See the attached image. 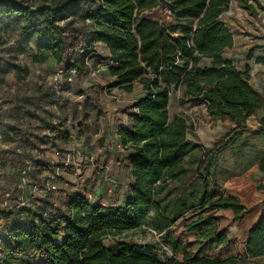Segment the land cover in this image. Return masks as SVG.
<instances>
[{"label":"trees","instance_id":"1","mask_svg":"<svg viewBox=\"0 0 264 264\" xmlns=\"http://www.w3.org/2000/svg\"><path fill=\"white\" fill-rule=\"evenodd\" d=\"M79 1L0 0V17L21 21L20 33L30 45L17 47L18 54L34 64L52 59L61 66L62 78L51 83L53 88L72 75H84L90 59L102 56L98 43L108 50L100 58L108 68L107 89L130 92L141 85L144 96L116 130L131 181L119 204L102 205L80 191L65 190L59 202L49 193L31 196L28 203L34 205L26 208L23 219L13 210L0 211L6 223L0 232V264H248L263 257L264 154L225 187L216 181L219 154L245 147V135L264 137L263 94L249 83L247 68L238 70L222 55L233 44L220 20L230 0H89L79 12L83 27L76 29L63 16ZM235 1L250 13L255 12L250 1L262 8L256 0ZM256 62L264 65V58ZM9 66L19 81L29 74L27 65ZM172 87L183 89L179 102L203 104L210 120L231 124L214 148L187 138L183 114L168 120ZM22 90L7 102H37ZM259 111L263 114L257 124L249 126L248 118ZM53 137L62 141L67 136L57 132ZM42 151L38 148L37 155ZM37 164L42 169L63 167L41 157ZM145 223L162 232L163 250L123 240L103 243L107 234ZM230 226L242 229L243 236L230 237Z\"/></svg>","mask_w":264,"mask_h":264},{"label":"crops","instance_id":"2","mask_svg":"<svg viewBox=\"0 0 264 264\" xmlns=\"http://www.w3.org/2000/svg\"><path fill=\"white\" fill-rule=\"evenodd\" d=\"M250 3L255 8V3L251 1ZM231 6L242 7L235 0H230L227 10L220 16V20L228 29L229 27L223 19ZM252 25L250 24L248 27L255 30ZM229 31L231 32L230 29ZM232 37L233 44L230 48L223 50V57L229 59L238 70L247 68L250 74L249 83L264 96V84H260L254 76L258 71L264 75V65L256 62V58H264V50L256 49L250 59L243 58V61H238L242 60L240 58L241 49L245 50L252 45L262 47L264 43L246 37L237 39L233 34ZM96 49L98 54L102 56H99L97 61L95 57L90 59L86 73L80 76H70V81L62 84L59 88H53L51 83L44 84L40 81L36 84L29 83L27 90L22 87L23 90L20 94L27 92L35 95L37 97L35 104L12 103L0 98V211H11L8 203L16 205L17 203L29 202L33 194L25 184L24 173L35 172L39 174L37 181L40 182V185L37 187L42 192L40 196L51 191L54 183L66 185L68 181L66 175H68L69 170L64 160L71 149L74 151L73 155L78 158L82 157L90 163L93 161L100 162L102 164L101 175L105 174L108 168H111L114 175L112 177L103 176V180L108 182L98 187L95 196L78 189L77 191L82 192L87 197L89 196L92 201L98 200L102 205L119 204L125 198L127 184L131 181L130 167L123 154L116 130L119 125L126 123L128 120L126 112L133 111L131 105L143 97L145 92L138 83L130 92L113 88L117 90L118 95L128 96L130 104L125 109L112 106L105 99L109 96H107V92L113 91V89L105 87L109 81L108 68L104 60H100V58L104 59L108 55V50L102 43H98ZM47 63L49 67L57 65L52 59H48L45 63H32V65H45ZM57 67L61 69L60 65ZM95 76L101 77L103 82L95 80ZM182 94L183 89L181 87L170 89L167 106L168 120H172L174 117H169V104L172 98L174 95L179 97ZM111 97L117 99L115 95ZM202 105L199 104V106ZM203 110L205 112L204 105ZM262 114L263 112L259 111L256 116L250 118H258ZM211 121L218 122L220 120L213 119ZM47 124L56 126V130L52 131L47 127ZM256 124L257 120H255ZM57 132L65 133L67 137L62 141L57 137L50 139ZM46 140L48 142L43 144V141L46 142ZM40 147L44 151L39 156L37 149ZM39 157L46 162L51 160L62 163L63 167L52 166L49 169H42L37 164ZM260 157L243 171L257 162ZM124 169H126V174H123ZM224 183L225 181L222 184ZM5 187L7 189H4ZM63 191L65 192V190ZM109 197L112 198L109 199ZM228 235L233 238H241L243 231L237 227H232L230 233L228 231Z\"/></svg>","mask_w":264,"mask_h":264},{"label":"rangeland","instance_id":"3","mask_svg":"<svg viewBox=\"0 0 264 264\" xmlns=\"http://www.w3.org/2000/svg\"><path fill=\"white\" fill-rule=\"evenodd\" d=\"M25 3H35L37 1L44 0H20ZM262 8L255 6V12L250 13L240 6H231L227 14L224 16V21L226 25L231 30L235 38H250L264 43V0H256ZM89 0H80L71 8H67L64 13V22H72L74 28H81L83 24L79 20V12L81 9L88 5ZM256 5V3H255ZM246 11V12H245ZM254 14V15H253ZM253 24L255 30H251L248 27ZM22 26L21 21L13 18L0 17V98L8 100L10 97H15L16 92L25 84L31 83L36 84L38 81L49 84L56 81H60L62 78L61 69L55 65V67L45 65H32V63L26 58V54H18L16 51L17 47L25 48L30 45L28 39L20 33V27ZM264 50V45H252L251 47L242 50L240 58L248 59V54L253 49ZM254 49L253 52L256 50ZM17 56L16 59H13ZM9 62L22 68V66L27 65L29 67V74L24 79V81H19L16 79L17 75L14 68L9 66ZM255 78L260 84H264V75L261 71L255 73ZM98 82H103V79L99 76L94 77ZM100 80V81H99ZM40 83V84H42ZM105 99L109 101L112 106H116L125 109L130 104V99L124 94L118 95L117 90L107 92ZM117 97L113 99L111 96ZM179 97L174 95L169 104V117L172 118L177 114H183L186 117V123L188 124V138L191 141L198 143L202 148H214L215 144L220 140L221 137L226 135L232 128L231 124L228 122H213L211 121L203 110V105L193 102H179ZM256 116V115H255ZM255 120L257 117L250 118L247 120L249 126L255 125ZM246 142L248 143L245 147L240 148L238 146L231 147L221 154H219L216 163V181L219 187H225L232 178L241 177L246 171V169L251 163L256 161L258 157L264 154V137H250L245 135ZM73 150L71 149L65 156V165L68 167L67 184L58 185L54 183L52 190L48 191L53 198V200L59 202L63 199V190H81L82 192L90 193L95 196V191L100 187V185L107 183L103 180V176L107 175L112 177L113 171L111 168L106 170V173L101 175L102 164L98 161H93L90 163L88 160L82 157H77L73 155ZM202 157V154H196V158ZM105 162L103 163V165ZM211 166H209V169ZM123 174H126V169H124ZM26 178L25 184L32 192V196H40L42 192L38 189L40 182L35 179V172H27L23 174ZM14 176V174H12ZM101 179V180H100ZM225 181L224 184H222ZM4 189H7L5 187ZM3 191V190H2ZM5 191V190H4ZM3 191V192H4ZM40 191V192H39ZM36 194V195H35ZM89 198V196H88ZM112 197H109L111 199ZM91 200V199H90ZM34 202L23 203L20 205H15L13 203H8V206L14 211L15 215L19 219H23L25 216L26 208L34 205ZM5 208V207H4ZM5 221L0 219V232L4 230ZM232 227L230 226L228 231ZM239 228V227H237ZM240 229V228H239ZM242 230V229H241ZM162 232L152 229L151 226L146 225V223L139 228L122 232L120 234H107L103 243L109 245L116 240H123L125 242L137 243V244H148L159 250H163L162 245ZM34 263H38L39 259L36 257L32 258ZM248 264H264V257L260 259H255L250 261Z\"/></svg>","mask_w":264,"mask_h":264},{"label":"built area","instance_id":"4","mask_svg":"<svg viewBox=\"0 0 264 264\" xmlns=\"http://www.w3.org/2000/svg\"><path fill=\"white\" fill-rule=\"evenodd\" d=\"M0 138H1V136H0Z\"/></svg>","mask_w":264,"mask_h":264}]
</instances>
